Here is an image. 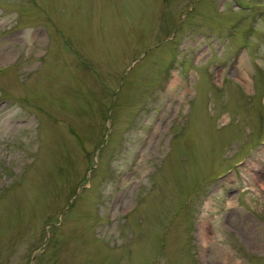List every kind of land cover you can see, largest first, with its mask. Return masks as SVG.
Listing matches in <instances>:
<instances>
[{
	"label": "rangeland",
	"instance_id": "obj_1",
	"mask_svg": "<svg viewBox=\"0 0 264 264\" xmlns=\"http://www.w3.org/2000/svg\"><path fill=\"white\" fill-rule=\"evenodd\" d=\"M0 264H264V0H0Z\"/></svg>",
	"mask_w": 264,
	"mask_h": 264
}]
</instances>
